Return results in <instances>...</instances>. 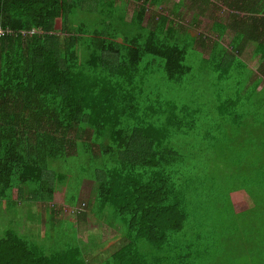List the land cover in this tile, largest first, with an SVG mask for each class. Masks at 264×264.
<instances>
[{
  "label": "trees",
  "instance_id": "16d2710c",
  "mask_svg": "<svg viewBox=\"0 0 264 264\" xmlns=\"http://www.w3.org/2000/svg\"><path fill=\"white\" fill-rule=\"evenodd\" d=\"M129 1L0 0V27L11 31L0 35V212L16 214L27 196L55 224L41 205L72 174L51 162L84 151L79 186L88 179L94 191L70 227L88 210L118 229L106 247L59 234L50 248L8 228L0 264H264V0H188L185 27L175 26L184 0L168 14L165 0H139L126 20ZM222 6L232 12L212 15V31L231 33L226 46L198 30V17ZM251 43L252 73L242 57ZM189 47L204 54L195 72Z\"/></svg>",
  "mask_w": 264,
  "mask_h": 264
},
{
  "label": "rangeland",
  "instance_id": "374dc122",
  "mask_svg": "<svg viewBox=\"0 0 264 264\" xmlns=\"http://www.w3.org/2000/svg\"><path fill=\"white\" fill-rule=\"evenodd\" d=\"M179 0H165L162 3V12L164 14H168L173 8L174 4L178 3ZM141 1L139 0H130L129 4L127 6V11L125 15V19L129 20L130 16L133 12V10L136 8L137 4H139ZM187 7V8H186ZM149 11H153L152 5L148 6ZM180 16L175 19V26L178 27L179 25H183L185 27L188 26L194 15H192V12L189 11V4L188 0H184V4L179 8ZM232 12V9H228L226 6H222L221 9H212L211 10V17H209V14L202 15L198 17L199 20V26L198 30L203 31L204 34L208 35L211 39L217 40L218 39V31H212V15L216 17V15H221L223 17L228 16V14ZM146 22V21H145ZM58 27V23L56 25ZM231 35L230 32L225 33L222 38H219L218 40L222 41V45L224 46L228 42V38ZM221 43V42H220ZM228 45V44H227ZM226 46V45H225ZM255 44L251 43L247 47V49L243 52L242 57L245 60V62L248 64V68L250 69V73L255 72L258 63L256 58L253 55H251V51L254 50ZM206 55V54H205ZM203 57L204 54H202L201 51L193 49L191 47L188 48V53L186 55L185 62L192 67V70L195 72L197 71L198 61L199 59ZM157 73V82L153 83V79L146 80V89L147 91L148 87L147 84H152V89L154 92H157L160 94V100L161 103H163L164 99L167 96L166 88L164 84L161 82V76L162 72L161 70H156ZM244 84L238 85L237 90H239V98L236 100L237 108H243L246 109L240 102L242 93L246 90V86H249L250 81V75L247 74V71L245 74H243ZM163 80V79H162ZM195 83V82H194ZM149 85V86H150ZM174 86V84L172 83ZM264 86V80L260 81L259 87ZM235 89V86L232 82H228L227 85L223 87V89H219L220 98L222 100L226 99L228 95H231L233 93V90ZM201 91L203 97L205 100H208L211 97V94L207 92L205 88H199ZM176 91H182V89L176 90ZM187 92V91H185ZM192 95H187L189 98V101L187 103L188 106L194 105L196 102V89L191 92ZM172 94H170L171 97ZM177 101H179L177 99ZM148 104V101H146ZM151 104H153L151 102ZM182 104H184V101L182 100ZM146 122H152V119H145ZM89 162L88 156L84 155V151H78L77 155H71L67 156L63 159L56 160L51 162V167L56 171H63L66 173H71L72 175H68L67 178L62 183H57V190L54 193L53 199L51 202H43V206H47L49 209V206H52L53 209H55L56 214L55 218L57 220L55 221V224L53 222L51 223L50 227L46 226L47 220L41 215L39 217L38 212L36 211V203L34 201H31L26 196L25 200L20 202L16 207V214L5 213L0 212V234L8 229L12 228L16 232L19 233L20 236L25 237H32L36 239L39 243H43L45 245H50V248H55V245L59 244V239H61L60 230L61 229H69V235L72 238H69L71 241L78 240L82 242V245H88L89 247L92 246L95 240L99 239L101 244L105 245L106 247V240L112 239L114 236L117 235L118 229H114L117 225H107L104 223H101L104 221L102 218H96L92 213H89L88 210L85 212L86 217L83 220H80L79 218H76V220L72 223L73 227H70L69 218L71 217L70 209L73 211V208L75 206H79L81 202H85L86 200H89V196L94 191V183L91 180L83 179L79 186V180L82 178L84 174L89 175L87 172H82V168L87 166V163ZM78 193V195H77ZM66 195L65 198L69 199L70 197H74L73 203H68L69 201H64V195ZM16 195V192L13 193V196ZM26 195V194H25ZM244 199L245 196L242 194L235 195L232 197L233 204L237 208H241L244 206ZM13 207V205H11ZM43 209H41L42 211ZM85 210V209H84ZM74 212V211H73ZM75 213V212H74ZM76 215V214H75ZM62 220L64 222V227H61L59 220ZM102 224V225H101ZM75 227V228H74ZM75 237V238H74ZM122 242L118 241L110 246L108 248L112 247H118L121 245ZM86 250H89L86 248ZM106 253L100 254L99 258L107 257L109 252L105 251ZM107 254V255H106ZM97 262H93L90 264H96Z\"/></svg>",
  "mask_w": 264,
  "mask_h": 264
},
{
  "label": "built area",
  "instance_id": "2783aa9c",
  "mask_svg": "<svg viewBox=\"0 0 264 264\" xmlns=\"http://www.w3.org/2000/svg\"><path fill=\"white\" fill-rule=\"evenodd\" d=\"M11 31H10V29H2L1 27H0V35H2L3 33H10ZM81 209V207H77V208H75V209H73V211H75V212H79V210Z\"/></svg>",
  "mask_w": 264,
  "mask_h": 264
},
{
  "label": "crops",
  "instance_id": "0c3cea01",
  "mask_svg": "<svg viewBox=\"0 0 264 264\" xmlns=\"http://www.w3.org/2000/svg\"><path fill=\"white\" fill-rule=\"evenodd\" d=\"M247 66H248V65H247ZM60 234L65 235V236L68 237V235H69V229H66V230H65V229H61V230H60ZM112 249H114V248H108V249H107V252L110 253V252L112 251Z\"/></svg>",
  "mask_w": 264,
  "mask_h": 264
},
{
  "label": "clouds",
  "instance_id": "9594fccd",
  "mask_svg": "<svg viewBox=\"0 0 264 264\" xmlns=\"http://www.w3.org/2000/svg\"><path fill=\"white\" fill-rule=\"evenodd\" d=\"M77 207H81L80 205L79 206H75L73 209H75V208H77ZM81 210H84V208L83 207H81V209L79 210V212L81 211ZM75 212V211H74ZM71 209H70V213H74ZM78 212V213H79ZM75 213H77V212H75Z\"/></svg>",
  "mask_w": 264,
  "mask_h": 264
}]
</instances>
